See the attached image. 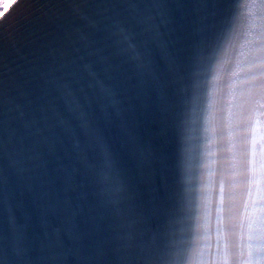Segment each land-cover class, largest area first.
<instances>
[{"label": "water", "instance_id": "95a60500", "mask_svg": "<svg viewBox=\"0 0 264 264\" xmlns=\"http://www.w3.org/2000/svg\"><path fill=\"white\" fill-rule=\"evenodd\" d=\"M264 0H13L0 14V264H264Z\"/></svg>", "mask_w": 264, "mask_h": 264}, {"label": "rangeland", "instance_id": "374dc122", "mask_svg": "<svg viewBox=\"0 0 264 264\" xmlns=\"http://www.w3.org/2000/svg\"><path fill=\"white\" fill-rule=\"evenodd\" d=\"M12 1L13 0H0V14L3 13V11Z\"/></svg>", "mask_w": 264, "mask_h": 264}, {"label": "snow or ice", "instance_id": "6c2138e0", "mask_svg": "<svg viewBox=\"0 0 264 264\" xmlns=\"http://www.w3.org/2000/svg\"><path fill=\"white\" fill-rule=\"evenodd\" d=\"M18 2H22V0H18ZM256 254H257L258 256H260V255H264V248L258 249Z\"/></svg>", "mask_w": 264, "mask_h": 264}]
</instances>
